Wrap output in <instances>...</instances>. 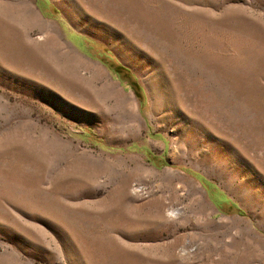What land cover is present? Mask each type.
<instances>
[{"label":"rangeland","instance_id":"obj_1","mask_svg":"<svg viewBox=\"0 0 264 264\" xmlns=\"http://www.w3.org/2000/svg\"><path fill=\"white\" fill-rule=\"evenodd\" d=\"M0 264H264V0H0Z\"/></svg>","mask_w":264,"mask_h":264}]
</instances>
